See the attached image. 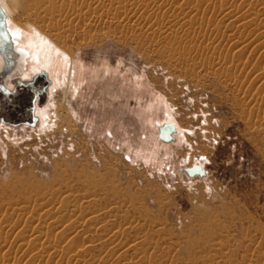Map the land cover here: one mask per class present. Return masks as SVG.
Listing matches in <instances>:
<instances>
[{
  "label": "rangeland",
  "instance_id": "374dc122",
  "mask_svg": "<svg viewBox=\"0 0 264 264\" xmlns=\"http://www.w3.org/2000/svg\"><path fill=\"white\" fill-rule=\"evenodd\" d=\"M118 1L47 123L53 71L0 54V264H264V0ZM150 132L177 154L131 160Z\"/></svg>",
  "mask_w": 264,
  "mask_h": 264
},
{
  "label": "bare ground",
  "instance_id": "6f19581e",
  "mask_svg": "<svg viewBox=\"0 0 264 264\" xmlns=\"http://www.w3.org/2000/svg\"><path fill=\"white\" fill-rule=\"evenodd\" d=\"M100 1L101 0H0V54L3 55L2 58H5V55H11L13 59L10 61L17 62L20 65V63H22V58H26V55L29 57L31 56L32 58L29 59H33V71H38L43 68L53 71L54 81H52V83L54 82V88L52 87L53 89H51L50 102L46 107L38 109V113L43 118V124L47 123L49 116L53 115L54 107L57 105L54 97L56 90H62L63 95L66 98V103L70 105L80 89V81L73 82L74 80H72V63L68 64V58H71V54L73 53L72 44L76 33L80 34V31L83 30L87 31L88 34L94 32L96 29L95 21L99 20L97 17L102 18V22L107 18H110L113 21L119 19L117 13L110 12V10L113 11V7L109 10L104 9L105 7H102ZM122 2H124V0H119L116 4H120L118 6H121ZM180 2L181 0H175L174 5L179 6ZM157 10L159 9L157 8ZM96 18L98 20H95ZM12 23H16L21 28H25L28 32V38L25 46L22 48V52H19L15 48L16 42L11 28ZM80 36L82 37L81 34ZM58 54H62V57H58ZM56 58L59 64H57V68L54 69L52 64L55 63L54 61ZM45 74L47 73L45 72ZM168 115L164 117H167ZM168 123L174 125L172 140L175 141L176 138L174 137V134L177 133L178 135L179 133V130L175 125L176 123L163 122L162 124L159 123L157 126L159 128ZM144 124L153 126L154 121L152 118L150 120L147 119ZM184 134L186 136V133ZM149 137V140L147 141L146 139V142L144 143L136 142L133 146L135 151L132 152L131 157H129L131 160L135 162L140 161V158H142L144 159L143 161H151L160 158V155L175 156V154H177L176 148L164 147L165 149H163V143L161 145L160 143H155L153 133H151ZM161 141L166 142L165 140ZM199 161L203 164L206 160L202 158ZM201 164H198L197 166L202 168L204 171L203 175H190L187 172V168H184V170L191 177L195 175L203 177L206 175V171Z\"/></svg>",
  "mask_w": 264,
  "mask_h": 264
},
{
  "label": "water",
  "instance_id": "95a60500",
  "mask_svg": "<svg viewBox=\"0 0 264 264\" xmlns=\"http://www.w3.org/2000/svg\"><path fill=\"white\" fill-rule=\"evenodd\" d=\"M0 23H1V18H0ZM2 25V24H1ZM6 61H10L11 59L8 58V55H5ZM173 131H174V125L171 123L164 124L163 126L160 127V137L163 140H172L173 139ZM187 172L190 175L194 174H204V171L200 166H193L191 168H187Z\"/></svg>",
  "mask_w": 264,
  "mask_h": 264
}]
</instances>
